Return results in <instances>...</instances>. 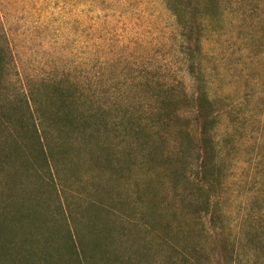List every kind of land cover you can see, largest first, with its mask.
Here are the masks:
<instances>
[{
	"label": "rangeland",
	"instance_id": "374dc122",
	"mask_svg": "<svg viewBox=\"0 0 264 264\" xmlns=\"http://www.w3.org/2000/svg\"><path fill=\"white\" fill-rule=\"evenodd\" d=\"M231 1L233 7L225 5L223 14L207 19L201 65L215 108L223 112L216 134L229 167L223 199L237 224L243 217L264 216V0ZM257 4L258 16L250 11ZM181 42L165 0H0L4 225L16 226L18 233L27 228L19 210L6 207L22 200L35 213L36 230H42L34 232L36 245L43 236L54 240L40 253L63 243L70 228L95 264H132L126 258L148 245L152 223L163 236L169 226L172 236L181 237L174 215L185 209V186L173 191L165 172L183 121H171L166 151L154 162L136 159V151L128 167L121 158L123 150L137 148L127 126L132 114L125 117L123 107L152 104L144 84L149 79L174 88L177 114L190 120L192 130L195 81ZM59 85L77 94L72 108L77 122L72 131L55 119L57 130L49 136L56 141L49 139L48 146L38 131L36 103L52 114L57 104H49V93ZM94 110L101 116L94 118ZM85 125L94 133L90 144L79 136ZM109 153L115 155L106 159ZM259 223L264 227V219ZM149 259L144 255L143 264Z\"/></svg>",
	"mask_w": 264,
	"mask_h": 264
},
{
	"label": "trees",
	"instance_id": "16d2710c",
	"mask_svg": "<svg viewBox=\"0 0 264 264\" xmlns=\"http://www.w3.org/2000/svg\"><path fill=\"white\" fill-rule=\"evenodd\" d=\"M165 2L179 28L182 39L179 47L186 54L188 70L194 76L192 130L189 127L190 120L179 118L177 114L179 101L174 88L162 82H155L157 79H149L144 84L147 90L151 91L150 96L154 99L151 98L152 104H143L142 109L138 106H133V109L131 106L123 107L125 117L128 113L132 114L128 115L132 119L128 121L127 126L136 134L134 143L137 148L123 150L121 158L123 165L128 167L134 160L133 152L136 151V159L147 157L149 162H154L157 155L161 156L166 151L163 142L166 141L165 136L171 121L175 118L183 121L178 129L177 139L180 141H176L178 143L176 149L167 152L170 166L165 172L173 191L180 190L181 184L185 186V189H182L184 197L181 200L185 209L174 215L179 218L178 229L181 237L178 236L176 239L172 236L169 226H166L169 233L163 236L159 228L152 223L150 233L153 235L146 238L148 245L140 253L126 260L132 264H143L142 258L147 255L150 257L149 264H264V227L261 223L258 224V220L264 219V216L254 214L252 218L243 217L242 222L236 224L227 213L223 198L229 167L223 157V143L219 141L218 136L216 137L222 123L223 112L215 108L201 65L207 19L212 17L209 19L212 20L223 14L226 11L224 6L229 9L233 7V2L231 0H165ZM259 7L257 4L250 11L258 16ZM4 60V53H0V69L4 66ZM69 92L71 91L68 88L59 85L54 92L52 89L49 93V104L52 105L54 101L57 104L53 112L57 113L55 117L53 113L47 115L43 105L36 103V115L40 121L38 131L44 133L43 137L48 146L49 139L56 141L49 136L52 131L57 130L55 119L61 120L57 125L67 129L76 125L77 115L72 108L77 107L75 101L79 99H75L77 94ZM249 103V100L243 102L245 106ZM153 104L156 106L152 107L151 111L150 106ZM97 109L104 114L101 108ZM47 110L53 111L49 107ZM92 115L94 118L101 116L97 110L92 111ZM86 129L85 125L80 131L82 134L78 133L82 137V142L90 144L94 142V133L91 134ZM74 139L69 138L67 141ZM98 143L102 144L100 140ZM114 155L115 153H109L105 158L110 159ZM51 158L55 160L53 153ZM44 160L49 161L46 154ZM121 173L124 174L123 171ZM4 203L0 205L4 206ZM6 207L19 210L27 228L16 232V226L12 228L11 225H4L1 220L3 214H0V264H95V260L86 254L87 249L70 228L63 237V243L57 241L46 253H40V249L49 248L54 240H48L43 236L38 239L42 245H36L34 232L42 230L40 227L36 230L34 211L24 207L22 200L12 201ZM33 207L35 208V205ZM178 218L173 217L172 220ZM145 227L146 224H140V228Z\"/></svg>",
	"mask_w": 264,
	"mask_h": 264
}]
</instances>
